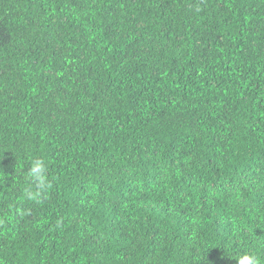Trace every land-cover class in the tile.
I'll return each instance as SVG.
<instances>
[{
	"label": "trees",
	"instance_id": "1",
	"mask_svg": "<svg viewBox=\"0 0 264 264\" xmlns=\"http://www.w3.org/2000/svg\"><path fill=\"white\" fill-rule=\"evenodd\" d=\"M249 249L264 264V0H0V264Z\"/></svg>",
	"mask_w": 264,
	"mask_h": 264
},
{
	"label": "clouds",
	"instance_id": "2",
	"mask_svg": "<svg viewBox=\"0 0 264 264\" xmlns=\"http://www.w3.org/2000/svg\"><path fill=\"white\" fill-rule=\"evenodd\" d=\"M47 163L43 158H32L29 161L27 179L29 187L25 193L28 200L41 203L51 188V182L47 175ZM236 264H261L260 258L252 251H241L234 254Z\"/></svg>",
	"mask_w": 264,
	"mask_h": 264
}]
</instances>
